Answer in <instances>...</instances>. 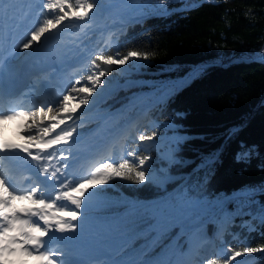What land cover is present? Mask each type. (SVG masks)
I'll list each match as a JSON object with an SVG mask.
<instances>
[{
  "label": "trees",
  "instance_id": "trees-1",
  "mask_svg": "<svg viewBox=\"0 0 264 264\" xmlns=\"http://www.w3.org/2000/svg\"><path fill=\"white\" fill-rule=\"evenodd\" d=\"M189 1V5H181L173 0L163 4L158 0H133L112 7L103 17L101 29L120 16L137 17L110 34L115 38L114 45L92 27L82 28V22H65L56 33L76 32L66 44L74 57L88 56L89 61L99 54L123 55L129 50L149 53L148 59L119 77L115 90L104 96L91 117L83 119L88 122L78 127L79 137L100 122L112 132L134 113L128 105L134 97L148 93L143 99H153L155 94H150L157 84L149 81L179 78L194 65L206 64L146 112L149 120L171 122L185 135L174 148V161L167 165L164 178L158 183L139 184L116 178L110 185L98 186L101 191L86 210L99 227L101 242L114 246L127 261L160 254L171 258L188 242L179 224L155 242L156 233L146 231L157 219L168 221L178 213L184 197L199 201L198 213L212 248L217 246L229 253L243 252L246 246L264 248V223L260 221L252 229L239 223L243 218L258 216L259 205L264 204V194H258L257 203L251 206L242 204L244 195L240 194L264 186V60L216 63H228L243 52L264 50V0ZM103 2L107 6L119 0ZM89 72L81 73L86 77ZM110 72L117 75L112 67ZM133 80L140 82H129ZM113 112H118L113 120L99 119ZM132 130L121 141L122 151L148 155L155 166L164 163L154 150L145 152L139 147L140 135L156 131L158 136L162 129L142 123ZM243 150L250 155L238 159L237 154ZM223 198L226 200L221 207H216L215 202ZM113 221L134 223L135 227L123 234L110 232L107 225ZM201 231L190 241L194 253ZM212 248L204 260L188 264H210L212 260L224 264L225 257ZM250 264H264V251H258Z\"/></svg>",
  "mask_w": 264,
  "mask_h": 264
},
{
  "label": "snow or ice",
  "instance_id": "snow-or-ice-1",
  "mask_svg": "<svg viewBox=\"0 0 264 264\" xmlns=\"http://www.w3.org/2000/svg\"><path fill=\"white\" fill-rule=\"evenodd\" d=\"M158 2L163 4L167 0H158ZM27 6V0H0V22H2L0 102L4 99L9 101L7 109L0 107V121L23 118L27 122L28 129L24 133L26 144L0 141V169H2L0 170V264H17L16 261L8 260L10 255L17 254L34 257L37 264H87L84 261L69 259L70 246L79 239V230L84 226L82 217L86 218V210L91 205L92 198L101 191V187L98 186L110 185V182L116 178L139 184L147 179H154V176L146 167V161L150 159V156H140L135 150L127 152L119 159L101 156L84 175L73 172L72 165L69 163L70 158L75 159L71 151V143H76V137L81 135L77 132L78 127H83L88 122L81 120L88 109L80 112L79 116L76 114L81 106L96 102L93 93L97 97L104 94L106 81L102 77L111 74L110 69L113 65L123 66L136 60H146L149 58V53L129 50L123 55L118 52L115 56L95 55L90 60L89 74L82 77L86 80L83 86L77 87L81 85V79H76L70 86L60 90L54 99H39L31 106L25 107L20 101L22 97L28 95L27 92L21 97L8 95L11 85L6 77L10 60L18 57L20 52L31 50L33 53H44V59L50 66L62 65L70 58L72 49L65 45L57 46L56 33L60 27L65 22L74 21L88 25L97 13L105 10L103 0H43L41 8L43 19L26 32V38L22 43L17 44L15 35L22 26L21 21L26 15ZM50 40L54 41L51 46ZM73 44L75 45V42ZM6 45L9 46L7 52H5ZM28 91L32 92L35 89L30 88ZM52 113L55 114L51 115ZM111 115L108 113L99 119L107 120ZM68 121L72 123L69 124ZM100 127L101 125L98 124L96 130H89V134L95 136ZM156 135L157 132L152 131L150 135H140L139 140L152 141ZM19 153L25 154L24 159L30 157L39 172L48 180L59 181L54 198L45 194L46 184L32 183L30 187L22 190L14 185V173L11 168L4 166L3 162L8 156ZM248 155L249 152H241L238 154V159L246 158ZM53 161L59 166L52 167ZM258 194H264V186L247 189L241 201L242 204L246 203L247 206L256 204L255 197ZM14 201H28L37 207L16 209ZM198 204L199 201H194L191 197L182 198L178 213L173 214L168 221L157 219V222L150 224L146 231L156 233L155 242L179 224L181 234L187 235L188 241L194 240L203 226L197 209ZM257 214L264 223V204L259 205ZM134 227V223L122 224L119 221H113L107 225L110 232L118 234L127 233ZM56 233L66 235L57 237ZM53 242H56L55 247ZM151 246L148 245V247ZM257 251H264V249L251 246L243 248L244 253ZM241 254L240 251H230L232 257H239ZM19 264H26V262L21 261ZM123 264H172V262L160 254L147 260H129ZM210 264H220V261L212 260ZM224 264H229L227 257L224 258Z\"/></svg>",
  "mask_w": 264,
  "mask_h": 264
},
{
  "label": "rangeland",
  "instance_id": "rangeland-1",
  "mask_svg": "<svg viewBox=\"0 0 264 264\" xmlns=\"http://www.w3.org/2000/svg\"><path fill=\"white\" fill-rule=\"evenodd\" d=\"M133 0H119V3H116L114 5L105 6V10L103 12L97 13L96 16H94L90 23L86 25L84 22H82L81 27L82 28H88L92 27V30L102 33V35H106L107 38H109L110 44L114 45L115 44V38L112 37L110 34H114L119 30L117 26L119 27V23L124 24V22L127 24L131 21H135L137 17H118L115 19L113 24L111 23L105 25L103 29H101V21L103 20V17L107 16L111 10L112 7L117 6L121 3H127L131 2ZM203 1H209V0H203ZM174 2H182L181 5H189L191 2L189 0H175ZM190 2V3H189ZM195 2V1H194ZM41 4H43V0L41 1ZM161 14V13H158ZM117 26L114 27V25ZM125 25L122 27L124 28ZM121 28V29H122ZM101 29V30H100ZM76 32H71V33H60L56 34L58 38V43L57 46L60 45H65L67 46V42L70 37L74 36ZM42 43H43V38H42ZM54 41H49V45L53 44ZM68 47V46H67ZM260 51V52H259ZM259 51H254V52H243L240 55H237L233 59H231L228 63H222L220 60L216 63L222 64V65H227L230 63L234 62H245L249 60H260L263 61L262 57H264V50H259ZM31 50L24 51L20 56V58H23L27 53H30ZM36 55H39L41 53H34ZM254 55V56H253ZM72 53L70 55V58L66 60L63 64L65 65L64 68V74L66 75V79L64 81L67 82L68 80H72L74 83L76 79H81V85H78L77 87L83 86L86 83V80L82 79L83 74L81 73L82 70L87 71L88 69L91 70L90 66V57L83 56L78 62L73 63L74 57H72ZM18 59V58H17ZM87 59V60H86ZM142 60H136L133 61L131 64L126 63L125 65H113L112 69L117 73V75L114 77L112 75H107L105 77H102L103 80L106 81L105 87H104V94L102 96H96L95 93H93V96L96 97V102L94 104L88 105V106H81V109L78 110L77 116L80 115V112L84 111V109H88V111L84 112V116L81 117V120L83 119H88L91 117V111L95 110L97 107L98 103L104 98V96L107 93H110L115 90L116 86H118V79L119 77L123 76L124 73L133 71L139 64L142 63ZM206 64H199V65H194L192 69L187 70L185 74H183L179 78H171V79H166L163 81H149L150 84L156 82V87L152 89V94H155L153 99H143L146 98L148 93H144L142 96L146 95L145 97H134L133 100L128 104L130 107L134 108V113L128 117L124 118L122 122L117 125L112 132L107 129L106 125H104L103 122L98 123L101 125L99 130L97 131L96 135H90L89 131L84 134L81 137H76L77 142L76 143H71V151L73 152L75 159L70 158L69 163L72 165V171L77 173L78 175H84L86 174L87 170L90 168V166L95 162V160L100 159L101 156L103 155L102 152L105 151L106 156H111L113 159H119L121 157H124L126 153L122 151L121 147V141L123 138L126 136H129L132 134L133 129L137 128L140 126L142 123H149L151 125H155L158 128L162 129V132L153 138L152 141H144V142H139V147H141L142 150L145 152H149L151 150H154L155 153L160 157L161 161L164 162L160 164L159 166H155L151 161L149 160L147 162V168L151 170L153 173L154 179H147L146 181H152L153 183H158L160 180L164 178V175L167 173L168 168L167 165L172 163L174 161V148L176 147L177 143L185 138V135L179 130L178 126L171 123V122H163V123H156L154 120H149V118L146 116L147 115V110L155 106L157 103H159L161 100H164L165 98L168 97V95L175 91L179 86L185 84L191 77L194 76L196 71L198 69H201L204 67ZM142 81V80H141ZM131 83H138L140 80H133L129 81ZM152 82V83H151ZM54 99V97L51 96L48 100ZM264 100V98H263ZM155 104V105H154ZM73 107L75 104L73 103ZM55 113H52L51 115H54ZM112 115L109 117L111 120L117 116L118 112H113L111 113ZM75 119V116H74ZM69 124L72 123V121H68ZM98 124L94 123L91 129L89 130H96ZM140 124V125H139ZM5 128H11L12 132L15 134V140L18 144H26V136L24 133L28 130L27 129V122L22 119V120H17L13 123L7 122L3 127H0V132H2ZM66 149L68 146H64ZM103 150L102 152L100 151ZM107 150V151H106ZM98 152L99 155L96 157L95 160H93L91 163L89 162L90 157ZM241 152H249L248 150H243ZM239 152L238 154H240ZM117 154V155H116ZM237 154V155H238ZM250 155V152H249ZM248 155V156H249ZM247 156V157H248ZM246 157V158H247ZM59 166V165H58ZM148 176V173L146 172V177ZM246 190L242 193L241 195H244ZM236 195V194H235ZM234 196V195H231ZM227 198V197H226ZM226 198H223L221 200H217L215 202L216 207H221L223 202L226 200ZM204 209H209V207H205ZM84 221V226L81 231H87V232H97L98 228L95 226L94 222L89 218V216H86V218L82 217ZM261 221V218L259 216H255V218H243L240 220V225L244 226L247 229H252L255 227L257 223ZM201 233L202 237L199 242L198 246V252L192 251L193 249L191 248L190 241L185 242L184 246L178 250L171 258L165 256V259L169 260L172 262V264H179V259H182L181 264H188L190 261H196L200 262L202 258V251L203 253L206 252L205 254H208L211 252V248L208 249L212 243L211 237L209 233H207V230L205 226L203 225L201 228ZM98 242L96 243V247L99 249V253H96L95 255V261L94 264H104V262H110L112 263L113 260L110 259H115L114 262H117V264H121L124 260L121 259L120 256H117L118 251L114 248V246L106 244V243H99V239L97 240ZM206 249V251H204ZM264 249V248H262ZM109 251H113L115 255H113V258L109 259ZM201 251V253H200ZM212 251H215L219 254H221L223 257L228 258L229 264H250L253 257L255 256V253H244L241 252V256L239 257H232L230 253L223 248H219L215 246L212 248ZM104 256V259L101 260L102 257H100L101 254ZM181 257V258H180ZM18 260L25 261L26 264L35 262L37 264L35 258L29 257V256H23L19 254V257H17ZM16 257H11L10 260L14 261ZM18 262V261H17ZM125 262V261H124ZM19 264V262H18Z\"/></svg>",
  "mask_w": 264,
  "mask_h": 264
},
{
  "label": "bare ground",
  "instance_id": "bare-ground-1",
  "mask_svg": "<svg viewBox=\"0 0 264 264\" xmlns=\"http://www.w3.org/2000/svg\"><path fill=\"white\" fill-rule=\"evenodd\" d=\"M30 1H32V0H30ZM30 1H28L27 0V5L29 6V2ZM34 1H38V0H34ZM28 6H27V8H28ZM114 22H112L111 23V25L113 24ZM28 24H29V22H28ZM117 26V23H116V25H114V27H116ZM119 27H120V23H119ZM122 27V26H121ZM120 27V28H121ZM117 28H118V26H117ZM260 52V51H259ZM28 54V53H27ZM34 54H33V52L31 51L30 52V54H28V55H26L25 56V58L23 59V62H25V63H27L28 61H30V60H32L34 57ZM254 56V55H253ZM65 65L66 64H62V65H59V66H56V67H61V71H59V72H57L56 74H55V81L56 82H63L64 83V81H65V79H66V75L64 74V67H65ZM18 67L20 68V65H18ZM71 83H73L72 82V80L70 79V80H68L67 82H65V84L67 85V87L68 86H70V84ZM51 91H52V93L50 94V95H48V97H46L47 99H49V98H51V96L52 97H54L55 98V96H56V94L58 93V89L56 88V87H52V89H51ZM44 99V98H43ZM33 151L35 152V149H33ZM100 151L102 152L103 150H101L100 149ZM107 151V150H106ZM103 154H106L105 153V151L104 152H102ZM99 155V153L98 152H96V153H94L91 157H90V159H89V162L91 163L93 160H95L96 159V157ZM52 167H58L57 166V164L55 163V161H53L52 162ZM208 249H210V247L208 248ZM88 253H89V255L90 256H92V257H94L95 256V254L96 253H99V249L96 247V246H90L89 248H88ZM101 254V253H100ZM102 255V254H101ZM100 255V256H101ZM16 257V259L14 260V261H18V262H21V260H18V258L17 257H19V254H17V255H10L9 257H8V260H10V258L11 257ZM181 258V257H180ZM11 261V260H10ZM182 259H179V264H181L182 262ZM18 262H17V264H18ZM28 264H35V262H31V263H28Z\"/></svg>",
  "mask_w": 264,
  "mask_h": 264
}]
</instances>
